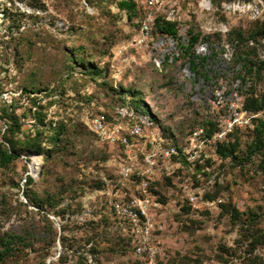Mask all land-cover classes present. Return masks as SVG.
<instances>
[{
    "label": "rangeland",
    "instance_id": "rangeland-1",
    "mask_svg": "<svg viewBox=\"0 0 264 264\" xmlns=\"http://www.w3.org/2000/svg\"><path fill=\"white\" fill-rule=\"evenodd\" d=\"M119 1L0 0V114L7 107L10 116L20 119L16 135L21 139L38 128L49 142L50 123L69 128L66 145L51 161L45 163L43 156L27 161L21 155L0 167V236L15 234L28 243L17 245L0 264H85L92 262L93 246H98L101 264H140L128 239L108 224V212L88 199L98 182L111 176L117 164L109 156L118 154L96 138L88 121L120 106L117 92L142 93L145 105L158 116L159 126L146 133L149 140L155 135L172 141L185 140L204 122L205 111L220 105L218 94L228 98L238 91L244 98L251 87L255 96L264 94V73L249 76L243 86L237 60L246 47L264 59L261 45L249 44L260 43L261 38L251 36L264 27V0H159L149 10L155 18L175 22L177 38L161 34L155 20L150 32L143 33L146 10L141 0L132 20L117 7ZM233 3L240 11L228 10ZM192 34L200 35L199 42L186 55L179 44L186 46ZM76 54L91 60L102 76L74 63ZM192 57L197 72L190 66ZM35 113L44 116L46 127L37 126ZM259 118L264 113L253 127L235 135L240 158L256 138ZM6 129L0 120V143ZM215 149L205 148L214 158L205 161L210 172H205L204 183L214 178L215 185L204 187L203 200L209 195L221 204L194 208L177 185L159 188V199L172 215L162 234L159 264H264L260 158L255 155L241 165L223 160ZM37 169L39 178L43 171L40 179ZM32 175L35 182L27 186Z\"/></svg>",
    "mask_w": 264,
    "mask_h": 264
},
{
    "label": "built area",
    "instance_id": "built-area-1",
    "mask_svg": "<svg viewBox=\"0 0 264 264\" xmlns=\"http://www.w3.org/2000/svg\"><path fill=\"white\" fill-rule=\"evenodd\" d=\"M140 2L146 10L141 30L148 34L156 17L149 8H155L159 0ZM239 7L236 3L227 6L233 13L240 11L237 9ZM249 44L255 47L261 45L258 49L264 57V39L260 40L259 44L254 40ZM218 95L220 105L205 111L206 121L215 124V132L210 134L206 125L198 123L183 140L180 148L172 139L163 136L152 135L149 140L146 133L150 131L148 134H151V130L156 128L155 122L150 115L139 114L131 106L115 108L112 118L101 113L88 121L90 130L101 143L119 151L114 179H105L106 187L91 192L88 199L99 201L105 213L112 212L113 226L130 241L140 264H159L162 234L172 217L168 205L159 199L158 182H164L165 178L178 174L180 169H186L190 177L184 178L179 184L186 202L194 208L207 209L221 204V199L203 200L204 187L212 188L215 184L214 178L204 183L202 172L196 171L198 164H203L213 157L205 152V148L208 145L216 148L218 143L223 142L234 131L253 127L254 119L264 113L247 110L244 98L238 91L228 98L223 94ZM145 138L148 140L145 141ZM212 152L214 153V149ZM206 171L210 172V168L206 167ZM36 173L38 179V169ZM182 174L184 175L183 172ZM182 174L175 179H182ZM193 176H196L199 182L197 185L191 181Z\"/></svg>",
    "mask_w": 264,
    "mask_h": 264
},
{
    "label": "trees",
    "instance_id": "trees-1",
    "mask_svg": "<svg viewBox=\"0 0 264 264\" xmlns=\"http://www.w3.org/2000/svg\"><path fill=\"white\" fill-rule=\"evenodd\" d=\"M117 7L120 10L125 11L130 20L134 19L138 15V10L140 9L135 0H121L117 3ZM14 23L16 24V21ZM155 24L157 25L158 31L161 34L170 36L172 38L178 37V27L175 22L166 21L160 17H157L155 18ZM10 28L12 29V27ZM199 37L200 35L198 34H192L186 46L181 43L179 44L181 45L180 49L183 51L184 54L190 55V53L195 48L196 44L199 42ZM251 37L255 39L261 38V40L264 39V27L262 26V27L256 28V31L252 34ZM240 38H241V41H243V37L240 36ZM257 55H258L257 51L254 48L248 49L247 47L242 49L241 52H239L238 54L237 60L239 61V64L242 67L241 68L242 72L240 73L238 78L242 80L243 86H246L248 84L249 76L253 75L254 73L257 74L258 76H261V73H264V59L263 60L259 59ZM253 56H256V58H258L256 62H253L251 60ZM204 59L205 58H202V60ZM72 60L74 63H80L82 67H85V70L87 71V73L92 76H102L103 74V72L98 67H96L94 64L90 62L91 60H89L88 62H85L84 58H82L78 54L74 55ZM190 66L195 72L198 71L197 67H199V65L195 62V59L193 57L190 58ZM249 90H251L252 92H247L246 96L244 97L245 108L254 113H259V112L264 111V94L255 96V93H254L255 89L251 87ZM25 91L26 93H30L26 89ZM117 94L119 96V99H121L120 106H131L135 108V110L139 114L150 115L153 121L155 122V125L159 126L158 118H157L158 116L156 112L155 114H152L150 112V110L144 103L145 98L142 93L134 91V90H122L121 92H117ZM114 111L115 109L111 112H105L104 114L107 115L109 118H112ZM34 117H35V120L37 121L38 127H46V122H45V118L43 115L39 113H35ZM0 120L5 121L7 124V129L2 135L3 142L0 143V167H8L9 165L17 161L21 157V155L25 156L27 158V161H30L32 156H43L44 162L47 163L51 161V159H53L54 153L61 152L60 150L61 147L63 148L68 141L69 128L67 124H64L63 122H60L59 124L50 123V130L52 131V136L49 138V142H48L44 137L45 135L44 131L39 130L38 128L36 129L35 134L33 135L24 134L23 139L18 138L16 134H18L21 131L22 123L20 119H18V117L10 116L9 110L7 107L1 108ZM202 124L206 125V127L209 128L208 132L210 134H213L215 132V129H216L215 124L209 121H206V119L204 120V122H202ZM238 131L239 130L234 131L232 134L228 135L227 138L223 142L217 144L216 149H215V155L219 156L223 160H226L229 158L234 159L238 161L241 165H245L248 159H251L253 156L257 155L260 158L258 166L261 170L264 171V119L259 118L258 125H256V128H255V132L257 134L256 138L254 139V142L249 146V152L247 153V156H243L242 158L236 155V152L238 149L237 147L238 143L235 142L236 140L235 135L237 134ZM164 134L166 135V133ZM173 142L178 148H180V145L183 141L177 138L176 141H173ZM48 143H51L52 147H49ZM104 145H107V144H104ZM107 146L110 147V145H107ZM115 150L118 152V154L117 155L111 154L109 156L110 157L109 161L111 159L112 163L115 162L117 164V162L119 161V151L116 148ZM213 158H214V154H213V157L210 158L208 161L213 160ZM104 161H107V158H105ZM114 169L115 170L112 172L111 176L108 177V179L110 180L114 179V174L116 171L115 165H114ZM185 170L180 169V172L178 174L165 178L164 182H161V181L158 182V187L160 188L164 184H168V185L172 184V185H177L179 187V184L182 183L184 178L190 177L189 171L186 170L187 171L186 172ZM196 171L199 173L202 172L201 175L204 178V174L206 172L205 163L198 164ZM182 172L184 173V175L182 174ZM42 174H43V171L40 172V178L42 177ZM180 174H182V179L176 180L175 178H177ZM104 180L105 179H103L101 182H98L94 191L104 189L106 187ZM191 181H193L195 185L199 183L196 176H193ZM34 182H35V179L33 177L27 176L26 182H25L27 186L34 184ZM159 192H160V189L157 192L158 195H159ZM204 195H205V192H204ZM159 198H160V195H159ZM206 198L209 200H212L209 195ZM29 201L30 203H34L35 205L40 206L39 204L40 202H38L37 199L29 198ZM223 207H225V211L229 212L228 209H226V206H223ZM100 209L101 211L104 212V209L102 207H100ZM108 213L109 214L106 213V215L108 216L107 217L105 216L106 217L105 219H107L109 225H112L113 224L112 223L113 214L112 212H108ZM64 214L65 213L63 212V215ZM103 217L104 215L101 217L102 221H104ZM86 241L88 245L90 241L89 240H86ZM128 242L130 243L129 240ZM19 244L25 245L28 243L24 237L18 236L15 234L5 233L2 236H0V262H3L13 252L16 246ZM92 249H93V251L91 252L92 262L89 263L88 261L85 260L86 262L85 264H101L99 260L98 246H93ZM80 264H83V263L80 262Z\"/></svg>",
    "mask_w": 264,
    "mask_h": 264
}]
</instances>
